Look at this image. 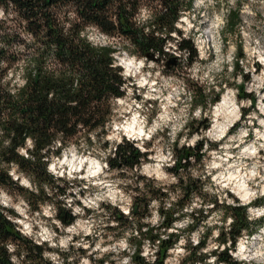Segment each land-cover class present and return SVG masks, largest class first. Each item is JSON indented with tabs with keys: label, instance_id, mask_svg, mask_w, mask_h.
<instances>
[{
	"label": "trees",
	"instance_id": "1",
	"mask_svg": "<svg viewBox=\"0 0 264 264\" xmlns=\"http://www.w3.org/2000/svg\"><path fill=\"white\" fill-rule=\"evenodd\" d=\"M192 2L163 0L167 12L157 17L153 22L156 27L151 32L145 33L133 19L139 10V0H0V12L3 14L0 18V186L11 180L13 163H19L21 170L27 166L28 162H20L23 158L17 149L25 147L29 138L38 141V148H48V152L43 155L56 157L71 144L78 143L82 132L88 134L86 138L91 140L90 133L102 128L106 137L109 124L114 118L113 100L125 95L126 81L121 68L116 65L114 54L122 50L144 58L148 55L155 57L158 52V58L166 59L168 54L164 48L168 40L172 39L170 33L174 29L178 36L182 35L176 22L181 12L188 10ZM236 21L237 13L234 11L229 16L227 27L233 29ZM91 28L99 30L108 38L126 40L127 45L120 46V49L109 45L96 46L85 36ZM157 31H168L169 36L157 37ZM177 49L188 51V64L197 60L198 54L192 39L182 38L177 43ZM15 74H18L19 83L12 82ZM200 96L204 103L205 96L203 93ZM237 96L251 98L243 86L239 87ZM217 98L214 96L213 102L218 101ZM244 112L242 117H245ZM198 124L207 129L209 122L201 121ZM238 124H234L230 132L236 131ZM58 135L60 146L55 149L49 147ZM5 139L10 141L7 146L3 144ZM101 147L106 149L108 142L104 140ZM202 150V141H197L193 148H174L172 157L175 163L171 172L178 176L179 169L188 165L190 159L200 161ZM146 156L147 153L140 152L134 141L122 138L117 144L116 157L109 156L107 159L109 168L119 170V175L125 178L124 169L139 167ZM199 184L198 178H189L185 182L181 177L170 187L174 194L179 188L182 195L171 201V206L167 208L164 207L165 203L159 201L158 218L163 217V220L159 219L157 227L141 223L148 207L146 201L138 196L134 197L131 206L129 217L132 220L115 209L118 226L136 224L135 232L143 237L141 240L133 235L127 239L131 248V254L128 255L131 257L130 264H165L168 250L179 239L177 230L176 233L167 230L180 217L195 216L197 210L193 213H183L181 210L190 204L194 193L201 195ZM56 187L60 195L67 190L64 186ZM155 191L162 196L166 195L160 189ZM153 197L159 198L156 195ZM38 199L41 203L32 204L29 209L32 212H40L41 204L51 198L42 192ZM235 202L236 215L241 219L238 224L229 227L227 236L221 232L216 237L220 243L231 241L230 246L221 248L219 253L216 248L211 250V254L218 255L219 259L231 258L235 261L230 252L235 249L238 239L244 234L251 236L259 227L256 226L257 221L248 219V207L260 206L264 200L256 199L249 206ZM219 205L217 198H214V207ZM9 211L15 212L11 209ZM177 212L181 214L176 215ZM15 215L18 217L16 212ZM54 218L63 226H70L76 216L70 210L58 207ZM241 227L246 231L241 233ZM22 235L13 221L0 214V240L8 237L20 239ZM208 236L210 232L206 231L195 245L188 242L185 252L189 254L177 264H195L196 259L202 260L198 251L205 247ZM145 241L155 247L154 259L148 260L141 253ZM29 245L31 248V241ZM34 247L37 251L34 254L30 251L32 258L38 256L41 250L40 245ZM109 255L106 253L97 264H104ZM203 255L206 257L208 254ZM0 264H9L6 250L2 248Z\"/></svg>",
	"mask_w": 264,
	"mask_h": 264
},
{
	"label": "clouds",
	"instance_id": "2",
	"mask_svg": "<svg viewBox=\"0 0 264 264\" xmlns=\"http://www.w3.org/2000/svg\"><path fill=\"white\" fill-rule=\"evenodd\" d=\"M217 3L220 4L219 13L216 8ZM229 10H234L243 20V25L238 27L246 29V35L250 39H255L257 44L264 43V0H195L193 8L188 15L192 24L196 26L197 31H199L200 24L205 21L211 23L217 14L222 15L225 24L223 37L227 41V44L223 46L225 48H234L236 34L227 28V13ZM166 12L167 9L164 7L163 0H139V10L133 19L138 27L148 33L156 27L153 22L157 17L164 15ZM197 15L203 17V19L197 21ZM155 35L166 38L169 33L168 31H157ZM170 35L174 39L168 40L165 50L173 52L177 56L187 57L189 54L187 50L184 52L177 50V43L182 37L178 36L174 29ZM192 35H195V33L193 32ZM215 51L218 57L223 55L219 42H217ZM156 55L158 56L159 53L157 52ZM210 56L211 53L207 49H203L198 59L209 61ZM217 71H220L219 66H217ZM183 75L184 77H194L192 69H189ZM151 110L152 106L149 105L144 109L145 115L147 116ZM199 115L200 106H196L195 111H185L184 121H181V124L187 120L195 119ZM179 127V125L173 126L174 131L166 141L169 150L167 162L171 164L175 163V160L171 158V146L173 140H175V131H178ZM155 130V127H150L145 135ZM183 131L184 138L179 141L181 145L194 144L200 138L196 134H192L191 138H188L189 129L185 128ZM109 132H111L110 124ZM86 135L88 134L82 132L79 142L71 144L70 148L64 150V159L59 160L56 166L51 163L53 157L43 155V153L48 152V148H38L36 139L29 138L25 147L17 149L23 158L20 162H28L27 166L21 170L19 163H13L11 165V180L6 185L0 186V193H4L3 199H0V214L7 220L13 221L17 230L23 234L20 239L8 237L5 240H0V248L6 250L9 264H97L98 260L104 257L106 253L112 252L117 255H109L104 260V264H110L111 261H116V264H130L131 257L123 255L120 247V245L129 247V245L124 244V240H120L119 245L113 242V237L121 229L116 228L111 232L106 230V225L118 223L115 219L113 208L105 210V207L100 205L103 202L104 205H112L122 213L127 214L130 212L133 197L145 193L144 185L148 181L146 179L136 180V176L140 171L139 168L135 170L124 169L127 172L125 178L118 176L117 172L119 170L114 171L109 168L107 158L109 156L116 157L117 144L121 142L122 134L113 133L110 137L113 142L106 149L101 147L106 138L102 128H97L90 133L91 140H88ZM162 139L163 137L159 135L156 138L157 142ZM143 143L144 141L140 140L137 147ZM3 144L7 146L10 141L5 139ZM59 146L60 138L58 135L49 147L55 149ZM73 153L78 154L72 155V159L76 160V163H72V159H69V155ZM159 167L160 164L155 165L156 169H159ZM82 168L84 169L83 172H81ZM145 170H147V165ZM148 175L151 176L152 174L148 173ZM158 175L163 176L164 173H158ZM207 175H210V172L200 168L199 165H194L187 172H184L183 169L181 170V176L185 182L188 181L189 177L193 180L197 177L204 180ZM39 177H44V179ZM60 177H63V179H60ZM180 178L176 175H169L168 182L176 183ZM65 182L69 186L67 191L60 195L56 186H64ZM20 185L23 187L20 188ZM118 185L120 187H117ZM128 185L139 187L140 191L132 192L127 188ZM156 186L159 187L160 185L157 184ZM81 190L84 192L83 196L80 195ZM164 190L168 191L167 188ZM125 191H127V194H125ZM42 192L51 198L50 201H45L41 204V207L44 208V215L53 219L43 220L40 218L41 214L39 213L37 215H25V212L30 209L32 204L41 203L38 198L41 197ZM69 192L75 195H68ZM169 195L171 200L174 201L182 193L177 188L175 194L169 193ZM201 195L203 200L201 196H197L194 193L192 202L181 210L183 213H193L194 210H197L194 217L189 218L185 215L181 221L183 226L192 224L196 227V231L190 237L192 244L198 243L197 235L203 238L206 231L211 233L208 236L210 241H216V237L221 232H224L227 236L229 227L233 224H238L241 219V217L236 215L234 199L227 197L222 189L216 187L212 181L204 180ZM255 195H264V192L258 187L255 190ZM217 196L220 197L221 204L218 207H214V198ZM77 200L81 201L79 205L75 203ZM151 204L153 207L151 223L155 225L157 219L163 220V217L158 218L155 215V208L159 205V201L152 199ZM170 206V201L164 204L166 208ZM58 207L68 209L72 215L81 218L85 216L87 209H92L93 211L88 215L87 219H77L76 224L65 231L60 221L54 219ZM260 207L264 209V204H261ZM10 209L20 213V216L17 217L15 212L9 211ZM180 214L181 212L176 213V215ZM260 215H264V211ZM203 216H208V219H204ZM129 219L132 220L133 218L129 217ZM248 219L254 220L255 218L248 217ZM37 223L46 224L47 227L36 230L33 225ZM256 226H259L260 231L264 232V221H258ZM55 227H59L60 231H55ZM240 230L241 233L246 231L244 227H241ZM144 231L146 232L147 229ZM133 235H136L138 239H143L142 236L135 232L134 226L123 233L125 240ZM73 236H77L78 239L73 240ZM85 236H88L89 239L86 240ZM186 236L187 233L181 236V244L185 243ZM29 241L32 242L31 248ZM230 244L231 241L228 243L215 242L210 243L207 248L199 249L198 255L203 257V259H196L195 264H236V262L238 264H264V244H258L247 252L243 250L233 251L232 257L235 258V261L231 258L219 259L218 255L211 254L212 248H216L217 253H219L221 248L229 247ZM34 245H40L41 250L38 256L32 258L30 251L33 254L37 251ZM81 248L87 251L81 253L78 250ZM180 251H183V249H180ZM204 253L208 255L204 257ZM188 254V252L184 253V255Z\"/></svg>",
	"mask_w": 264,
	"mask_h": 264
},
{
	"label": "rangeland",
	"instance_id": "3",
	"mask_svg": "<svg viewBox=\"0 0 264 264\" xmlns=\"http://www.w3.org/2000/svg\"><path fill=\"white\" fill-rule=\"evenodd\" d=\"M194 2L195 0H193L188 10L181 12L180 17L176 22V27L181 31L182 38L193 40L198 54L197 60L188 64L187 57L177 56L173 52L166 51L165 48L164 50L168 54L166 59L158 58V56H155L154 58H148L147 56L140 58L122 50L114 54L116 58V65L121 68L122 76L126 81L125 95L113 100L114 118L110 124L111 132H109L108 128L105 140L108 142V145L112 143L113 141L110 137L113 133H115L122 134L121 139L125 138L131 142L134 141L136 147L140 140L144 141L143 144H140L138 149L142 153H147V156L145 161H142V165L135 167L133 170L137 168L140 170L139 174L136 176L137 181L145 179L148 181V183L144 185V189L146 190L145 193L137 195L140 199L146 201L148 207L145 217L141 219V223H146L154 227H157L160 222L159 219H157V223L155 225L151 223V219L153 217L151 200L156 199L161 203L173 201L171 200L169 193L174 194V192L170 190V187L177 183L168 182V176L174 175L171 172L174 164L167 162L169 150L166 145V141L169 135L173 133V126L175 125H179L180 127L178 131H175V140L172 142V159H174V157H172L174 148H193L197 141H202L203 145L202 158L200 161L190 159L188 165L183 168L184 172H187L189 168H192L194 165H199L200 168L208 170L210 175L205 176L204 180L212 181L216 187L222 189L223 193L227 197L234 199V202L237 201L239 205L242 204L249 206L251 202H254L259 198L264 200V195H255V190L258 187H260L261 191L264 192V187H262V185H264V112L260 113L259 111L251 109V107H245V105L248 106L249 101L246 99L243 101V99L237 96L240 86H243L244 91L247 93L248 81L247 77H244V74H246V69L249 68V64L251 62V60L246 62V54L249 53L248 49L250 52L261 54L259 49L264 48V43L257 44L255 39H250L248 35H246L247 39L244 40L243 46V40L236 33L238 23L243 25V20L237 15V23L235 27L233 29H229L227 27L229 31L236 34L234 48H225L223 45L227 44V41L223 37V30L225 27L224 17L217 14L211 23L205 21L203 24H200L199 31H197L196 26L192 24L188 15L193 8ZM216 8L219 13V3L216 4ZM201 11H203V9H201ZM232 12H234V10L228 11V19ZM2 15H0V18ZM202 19L203 17L199 15L196 16L197 21ZM193 32L195 35H192ZM85 36L88 41H91L96 46L109 45L118 49L122 45H127L126 40L117 37H114L113 39H105V37L101 38V36L92 29L86 31ZM172 39H174V37H172ZM217 42L220 43L221 52L223 53L220 57L217 56L215 51ZM203 49H207L208 52L211 53L209 61L198 59ZM240 52L241 54H239ZM122 58L127 60L131 59L133 61V66L130 72L125 71L123 68ZM217 66L220 67L219 72L217 71ZM189 69H192L194 77H184L183 74ZM205 73H207V75H205ZM17 75L18 74H15L13 77V83L20 82ZM201 93H203L206 99L204 103L200 96ZM226 94H229L238 105V113L240 114V117L235 123H239L238 128L234 132H230L229 130L222 138L211 137L209 136L208 131L213 122V109L216 104L222 100V96ZM214 96H218V101L213 102ZM260 97L264 103V89H260ZM259 101L260 100H255L254 107L260 104ZM149 105L152 106V110L146 116L144 109ZM196 106H200V115L195 119L187 120L181 124V121H184L185 111H195ZM242 110L245 111V117H241V112H243ZM134 118L139 120L141 127L145 132H147L150 127H155L156 130L140 138L131 137L124 130V126L130 123ZM207 120L209 125L207 129H203L198 122ZM190 124H192L191 127ZM185 128L189 129L188 138H191L192 134H196L200 137L194 144L181 145L179 143V141L184 138L183 130ZM158 135L163 137V139L159 142L156 140ZM211 145L214 147H210ZM70 147L71 146L68 148ZM72 155L78 154L73 153L69 155V159H72ZM64 156L65 151L63 150L60 156L53 157L51 160L53 166H56L59 160L64 159ZM72 163H76V160L72 159ZM156 164H160L159 169L155 168ZM146 165L147 170H145ZM181 170L182 169H179L178 177H182ZM83 171L84 169L82 168L81 172ZM148 173H151L152 175L149 176ZM158 173H164V175L160 176ZM117 174L120 178H124L119 175V171ZM126 175L127 172L125 173V176ZM60 178L63 179V177ZM189 178L192 179L191 177ZM197 178L200 180L199 186L202 192L204 180H201L199 177ZM65 183L64 187L67 188L69 185L67 182ZM157 184L160 186L157 187ZM240 185H243L252 193L249 199L241 198L239 194ZM20 187L22 188L23 186L20 185ZM117 187L120 186L118 185ZM127 188L132 192L140 191L139 187H132L131 185H128ZM165 188H167L168 191H165ZM157 189H160V191L163 194L166 193V195L162 196L158 194L155 191ZM151 190H153L154 193ZM71 194L75 195L74 193ZM83 194L84 192L81 190L80 195L83 196ZM125 194H127V191H125ZM154 195L159 198H154ZM3 196L4 193H0V199H3ZM200 196L203 200V196ZM215 198H217L218 204H221L220 197L217 196ZM75 203L79 205L81 201L77 200ZM100 206L105 207V210L113 208L114 214L115 209L119 210L112 205H104L103 202H101ZM157 208L158 207L155 208L156 217H158ZM92 211V209H87L85 216L82 218L76 216L73 225L63 226L64 230L67 231L68 228L74 226L77 219H87L88 215H90ZM262 211H264V209L260 206H249L248 216L255 218L252 220L253 222L264 221V215H260ZM16 213L19 217L20 213ZM38 213L41 214L40 218L43 220L53 219L52 217L44 215L43 207H41L40 212H32L31 210H28L25 212V215H37ZM123 214L127 217L130 216V212ZM184 217L185 216L175 220L172 226L167 230V232L173 233H176L177 230L179 239L168 250V256L166 257L165 264H177L181 258L186 256L184 255L185 245L188 244V242H191L190 237L192 233L196 231V227L192 224L187 226L181 225V221ZM204 219H208V216ZM133 226L136 228V224L126 227H120L118 224H108L106 225V230L111 232L116 228L121 229V231L113 237V242L119 245V241L124 240V244L128 245V241L127 239H124L123 233L133 228ZM33 227L36 230H40L47 227V225L37 223L34 224ZM54 230L59 232L60 228L55 227ZM185 233H187L185 243L181 244V236ZM84 238L86 240L89 239L88 236H85ZM199 238L200 236L197 235V241ZM76 239H78V237L73 236V240ZM215 242L217 241H210L207 239L204 248H207L210 243ZM241 244L242 247H244L245 252L255 248L258 244H264V232H261L260 227H258L256 232L251 236H247L245 234L242 235L241 238L238 239L235 249L230 252L231 256L233 251H239ZM120 247L123 255L128 256L131 254L130 247H124L123 245H120ZM154 249L155 247L146 241V243L143 242L142 244L141 253L148 260H151L154 255ZM180 249H183V251H180ZM78 250L81 253L87 251L84 248ZM108 254L117 255L115 252ZM232 258L235 260L234 257ZM110 264H116V261H111Z\"/></svg>",
	"mask_w": 264,
	"mask_h": 264
},
{
	"label": "bare ground",
	"instance_id": "4",
	"mask_svg": "<svg viewBox=\"0 0 264 264\" xmlns=\"http://www.w3.org/2000/svg\"><path fill=\"white\" fill-rule=\"evenodd\" d=\"M238 26H241V24L238 23ZM259 51L261 52L260 58H261L262 72H264V48L259 49ZM132 62L133 61L131 59L127 60L122 58V66L125 69V71L130 72L133 66ZM259 103L260 104L257 105L256 107H259V112L262 113L264 112V103L262 102V100H260ZM212 114H213V122L209 128L208 134L211 137L222 138L230 130V128L238 121L239 118L238 105L229 94L223 95L222 100L214 107ZM124 130L131 137L133 136L136 138L145 136L146 133L141 127V124L137 118L132 119L130 123L124 126ZM239 194L241 198L244 199L246 198L249 199V197L252 195V193L248 189H246L243 185H240L239 187ZM240 250L245 251L244 247H242V244L240 246L239 251Z\"/></svg>",
	"mask_w": 264,
	"mask_h": 264
},
{
	"label": "built area",
	"instance_id": "5",
	"mask_svg": "<svg viewBox=\"0 0 264 264\" xmlns=\"http://www.w3.org/2000/svg\"><path fill=\"white\" fill-rule=\"evenodd\" d=\"M242 26V25H241ZM237 34L241 37L243 40V46H244V40L247 39L246 37V29H243L242 27L237 28ZM101 38L104 36L99 34ZM248 54H246V62L248 60H251L249 64V68L246 69V74H244V77H247V94L250 95L251 98L245 97L241 98L246 99L249 101L248 106L245 105V107H251V109H254L255 111H259V107H254V100H261L260 97V89H264V72H262V67H261V58H260V53H253L250 52L248 49ZM249 75V78H248ZM246 92V91H245ZM230 94V93H229ZM231 95V94H230ZM233 96V95H231ZM244 111V110H242ZM262 115V114H261ZM240 116V114H239ZM241 117H242V112H241Z\"/></svg>",
	"mask_w": 264,
	"mask_h": 264
},
{
	"label": "water",
	"instance_id": "6",
	"mask_svg": "<svg viewBox=\"0 0 264 264\" xmlns=\"http://www.w3.org/2000/svg\"><path fill=\"white\" fill-rule=\"evenodd\" d=\"M147 57H148V58H154V56H151V55H148Z\"/></svg>",
	"mask_w": 264,
	"mask_h": 264
}]
</instances>
